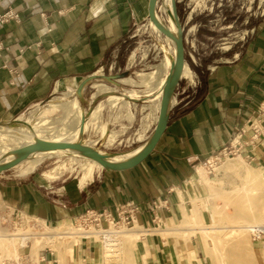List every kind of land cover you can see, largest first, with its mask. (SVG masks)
<instances>
[{
  "label": "crops",
  "instance_id": "1",
  "mask_svg": "<svg viewBox=\"0 0 264 264\" xmlns=\"http://www.w3.org/2000/svg\"><path fill=\"white\" fill-rule=\"evenodd\" d=\"M151 1L0 0V16L10 11L19 16L0 23V126L44 107L54 109L59 98L79 91L127 53L146 27ZM190 14L191 32L196 13ZM251 31L243 26L230 50L218 48L216 62L191 63L194 83L186 80L171 122L135 178L111 181L96 175L80 189L70 178L59 184L36 173L28 179L7 178L14 175L9 173L0 180L3 205L56 228L90 211L114 218L117 207L134 203L140 208L137 222L148 228L167 221L183 202L206 195L200 170L214 176L219 164L211 169V158L242 131L245 158L264 169V138H255V129L264 128V28L256 35Z\"/></svg>",
  "mask_w": 264,
  "mask_h": 264
},
{
  "label": "rangeland",
  "instance_id": "2",
  "mask_svg": "<svg viewBox=\"0 0 264 264\" xmlns=\"http://www.w3.org/2000/svg\"><path fill=\"white\" fill-rule=\"evenodd\" d=\"M194 7V3L190 0H177L175 9L179 22H172L168 16L161 17L167 32L172 24L181 30V37L178 40L184 39L183 49L188 57L190 70H192L191 63L216 62L220 56L217 49L237 41L235 37L242 32L243 26L248 30H254L255 35L259 29L264 28V1L260 5V0H254L251 5L250 0H204L199 8L194 9ZM192 10L196 14L193 17V30L190 32L186 22ZM254 26H256L255 29H253ZM251 37H254V34ZM170 41L172 44H176V39ZM128 54L135 56L130 58ZM161 60L162 53L157 52L154 41L149 37L148 31L144 27L141 32L137 33V37L133 38L127 53L108 63L110 65H106L97 74L96 80L91 81L80 91L70 96L59 98L58 105L54 109L47 111L48 107H44L39 113L33 114L34 116L24 119L33 117L31 124L35 125L45 115L56 118L61 105L73 100L78 104L85 117L95 106L101 105L105 136L94 146L95 152H105L108 155L129 152L142 145L138 139L143 131V106L148 98L143 97L144 89L130 88L119 84V82L124 79L140 82L139 74L149 72L152 66L160 63ZM103 77L114 79L107 81ZM95 84H103L114 90L100 98L93 99V95L96 93V89L93 88ZM112 97L119 99L114 106L111 105ZM123 102H127L129 106H123ZM177 103L178 97L176 98ZM128 109L135 113L134 122L125 118ZM113 134H115L114 143L111 142L114 139ZM97 138L98 135L95 136L90 132L82 135L77 143L86 144L97 140ZM230 159H236L231 161L235 165V169L232 171L223 168L225 162ZM62 165L66 167L64 177L54 180L47 178V174ZM83 174L84 170L80 163L68 156L49 160L36 173V175H43L50 182L57 181L59 184L67 178L77 182ZM200 174L205 178L202 181H205L207 186L206 195L204 194L199 199L193 198L183 202L166 217L167 221H158L159 224L148 228L143 227L137 221L126 225L124 222L112 219L108 222L102 220L98 224L84 220L66 223L72 227L74 234L78 235L75 238L71 237L62 241L63 246L59 251L48 248L43 252L40 251L38 257H35L32 254L34 241L31 240L27 242V248L19 249V257L0 249V264H60V257L62 264H81L82 260L85 261L84 264H121L120 259L115 256L105 258L101 235L92 237L95 235L88 234L105 231L112 227L119 231H140L134 244L135 253L133 257H130L131 264H264V247L262 248L264 236L255 241V238L248 233L239 242L233 239L224 240V238L213 241L210 238L212 235H223V231H219L222 230L220 228L241 225L231 219L232 213L250 208L254 212H259L258 218H264V169L259 165L252 164L245 158V155H238L229 156L219 163L214 176H206L203 169L200 170ZM6 177H15V175ZM254 178H259V180L257 179L255 182ZM1 179L4 178L0 177ZM243 187H246L245 191ZM183 205L188 210V216H185ZM170 218L173 219L171 223H169ZM39 225V221H32L16 215L7 209L0 200V234L25 231L26 226L38 229ZM208 227L219 228V230L214 229L209 232V237L201 232L192 234L185 231L188 228ZM45 228L48 227L45 226ZM165 230L170 231L164 233ZM175 230L180 231L175 232ZM88 235L91 238H87ZM72 244L75 245V249L68 253V248ZM239 245L242 246L240 251L237 249ZM216 247L218 251H216Z\"/></svg>",
  "mask_w": 264,
  "mask_h": 264
},
{
  "label": "bare ground",
  "instance_id": "3",
  "mask_svg": "<svg viewBox=\"0 0 264 264\" xmlns=\"http://www.w3.org/2000/svg\"><path fill=\"white\" fill-rule=\"evenodd\" d=\"M162 1L163 0H161L160 3ZM190 1L194 3V9H196L200 7V4L204 0ZM263 1L264 0H260V5ZM253 3L254 0H250V4L252 5ZM175 8L176 3L174 2L164 10L162 15L156 19L154 24V28L158 35L168 43H171V39H179L182 32L174 24L171 25L169 31L167 32L161 17L168 16L172 22H176ZM191 12H194V10ZM190 18L191 14L189 15V19ZM226 45L224 49L226 51L230 50L231 44ZM154 47L157 52L161 54V50L156 43H154ZM134 56L135 55L133 54L132 58H134ZM139 77L140 82H136L133 79H124L121 80L119 84L130 88H142L144 89L142 91L143 97L148 98L143 106V131L138 139L142 142L140 147L126 153L111 155H108L105 152H95L94 146H96V144H98L105 136L102 106H95L89 115L85 117L78 104L75 100H73L61 105L59 115L56 118H51L45 115L39 119L35 125H32L31 120L33 117H30L24 120L22 119V121L15 120L8 126H1L0 166L5 167L13 163L15 159L23 153V151L30 147V145H32V143L39 137L54 136L77 143L78 139L82 135L92 132L95 136L98 135L97 140L83 144L84 147L90 150V157L101 167L109 171L123 173L130 170L138 162L143 153L149 130L153 125L164 96L174 88L179 80L180 67L173 64L168 56L162 53L161 62L153 65L149 72L139 74ZM187 80L188 82L194 83L193 73L190 69L187 70ZM93 88L96 89L93 99L100 98L114 90L113 88L103 84H95ZM131 93L133 94V92ZM111 99L112 106H114L119 100L118 98L113 97ZM175 105L176 99L171 103L169 109H172ZM123 106L128 107L129 104L127 102H123ZM125 118L130 122H134L136 119L135 113L128 109ZM166 122L167 117L165 116L160 132L165 129ZM112 136L114 139H112L111 142L114 143L115 134ZM65 156L78 161L84 170V174L77 180V185L80 189L84 188L93 181L95 174L88 166L78 160L79 153L76 150L64 145H51L43 147L28 163L18 167L12 172V174L20 179H26L37 173L49 160ZM234 160L236 159L226 161L223 168L228 171L234 170L235 165L231 162ZM65 171L66 167L65 165H62L60 168L53 169L52 172L47 174V178L50 180L61 179L64 177ZM259 178H254L255 182H257V179L259 180ZM243 190L245 191L246 187H243ZM249 200L251 201V198H249ZM186 209L187 208L184 206L185 216H188V210ZM258 216L259 212H254L250 208L244 209L242 212L231 214V219L235 222L241 223V225L237 224V226H231L229 228H220L222 230H219V228L208 227L188 228L185 231H189L192 234L201 232L207 236L212 230L218 229L219 231H223L224 234L210 236L213 241L224 238V240L233 239L234 241L239 242L241 239H244L248 233L252 234L258 232V230H262L264 232V218L261 219L260 217L258 218ZM39 224L38 229H31L29 226H26L25 231H16L14 233L4 232L3 234H0V249L4 252H11L15 256L19 257V249L27 248V242L33 240L34 244L32 254L35 257H38L40 251L48 248L59 251V249L63 246L62 241L71 237L75 238V236L78 235L74 234L72 227L66 223L56 228H45L44 223L40 221ZM169 231L170 230H165L164 233H168ZM179 231L180 230H175V232ZM139 232L140 231L138 230L119 231L112 227L111 229L105 231H95L88 234L95 235L92 237H99V235H101L100 237H102L104 244L105 258L115 256V258L120 259L121 264H131L130 257H133L135 253L134 244L138 239ZM87 238H91L90 235H88ZM74 246V244L69 246L68 253L75 249ZM241 247L242 246L239 245L237 246V249L240 251ZM216 251H218L217 247ZM59 261L60 264H62L61 257Z\"/></svg>",
  "mask_w": 264,
  "mask_h": 264
},
{
  "label": "water",
  "instance_id": "4",
  "mask_svg": "<svg viewBox=\"0 0 264 264\" xmlns=\"http://www.w3.org/2000/svg\"><path fill=\"white\" fill-rule=\"evenodd\" d=\"M152 0L148 11H147V18H146V29L148 31L149 37L158 45L161 50V53L168 56V58L175 64L176 66L180 67V77L177 81L174 88L167 93L160 105V108L157 112L155 120L151 129L149 130L145 147L143 153L138 160V162L132 167L130 170L119 173L109 171L103 167H101L96 161H94L90 157V150L84 147L83 144L76 143L64 138L54 137V136H42L37 138L30 147H28L23 153H21L13 163L2 167L0 166V177L6 174L12 173L18 167L28 163L43 147L51 146V145H64L76 150L79 153L78 160L88 166L95 175L111 180V181H124V180H131L135 178L149 161L153 153L155 152L158 141L162 133L161 126L162 122L167 117L168 123L170 114L172 109H169L171 103L177 98L178 94L182 90L186 80H187V70L190 69L188 63V57L183 49L184 39L181 38L180 40L176 39L175 45L172 43H168L163 38H161L154 28L155 21L158 17L162 15L164 10L168 8L172 3H176L177 0ZM159 4V5H158ZM176 21L179 22L178 14L176 13ZM98 77L97 75L90 77L85 83L82 84L80 90L84 88L88 83L93 80H96ZM104 80L111 81L114 78L111 77H103ZM79 90V91H80ZM16 121H22L21 119H15ZM15 120H10L7 123L3 124L2 126H8ZM1 127V126H0ZM83 128V127H82Z\"/></svg>",
  "mask_w": 264,
  "mask_h": 264
},
{
  "label": "built area",
  "instance_id": "5",
  "mask_svg": "<svg viewBox=\"0 0 264 264\" xmlns=\"http://www.w3.org/2000/svg\"><path fill=\"white\" fill-rule=\"evenodd\" d=\"M12 19H19V16L14 15L11 11L6 13L3 16H0V23H4L7 20ZM2 49L0 48V53ZM259 128V126H258ZM255 129V138L256 139H262L264 138V128L263 129ZM244 131L236 137V139L230 144L228 148L223 149L219 154L215 155L213 158H211L210 168L214 169L215 166L219 163H221L224 159H227L229 156H240L245 154V147L247 146V143L244 139ZM140 214V208L134 204V203H128L123 206H119L116 209V217H105L100 214H98L95 211H90L86 215H84L80 220H84L85 222H91V223H100L102 220H105L106 222L110 221L111 219L113 221L118 220L121 222H124L126 225H130L137 221L138 215ZM255 240L261 239V237L264 236V232L262 230H258V232L251 234Z\"/></svg>",
  "mask_w": 264,
  "mask_h": 264
},
{
  "label": "trees",
  "instance_id": "6",
  "mask_svg": "<svg viewBox=\"0 0 264 264\" xmlns=\"http://www.w3.org/2000/svg\"><path fill=\"white\" fill-rule=\"evenodd\" d=\"M193 23V22H192ZM171 122V119H169V121H168V123H170Z\"/></svg>",
  "mask_w": 264,
  "mask_h": 264
}]
</instances>
